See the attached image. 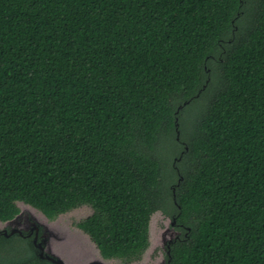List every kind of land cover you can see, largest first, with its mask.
Masks as SVG:
<instances>
[{
  "label": "trees",
  "instance_id": "trees-1",
  "mask_svg": "<svg viewBox=\"0 0 264 264\" xmlns=\"http://www.w3.org/2000/svg\"><path fill=\"white\" fill-rule=\"evenodd\" d=\"M17 202L89 207L104 260L160 211L169 264H264V0H0V222Z\"/></svg>",
  "mask_w": 264,
  "mask_h": 264
},
{
  "label": "rangeland",
  "instance_id": "rangeland-1",
  "mask_svg": "<svg viewBox=\"0 0 264 264\" xmlns=\"http://www.w3.org/2000/svg\"><path fill=\"white\" fill-rule=\"evenodd\" d=\"M193 113L194 111H191L186 114V131L188 129V122L191 120ZM167 153L170 155L169 151H164V154L167 155ZM16 206L19 209L21 221L23 223L26 220H28L29 223H33V220H35L47 228L45 231V237H47L48 240L45 246L46 252L50 250V252L57 255V250L65 247L69 256L68 259L73 264H88L93 261L99 262L100 264H125L119 260L102 259L98 254L97 248L90 241L88 236L75 226L76 223L90 216L91 209L89 207L82 206L59 215L54 220L45 221L42 217L43 215L30 206L21 202H17ZM171 222V219L164 216L160 211L155 212L149 220L148 247L138 261L129 264H165L166 248L164 243L168 240H172L177 235ZM4 227L5 224L0 222V230ZM6 228L8 233H10L12 226ZM14 228L23 230V228L19 226H15ZM42 234H44V230L41 232V235ZM29 242L31 243V240H29ZM33 251L35 253V250Z\"/></svg>",
  "mask_w": 264,
  "mask_h": 264
},
{
  "label": "flooded vegetation",
  "instance_id": "flooded-vegetation-1",
  "mask_svg": "<svg viewBox=\"0 0 264 264\" xmlns=\"http://www.w3.org/2000/svg\"><path fill=\"white\" fill-rule=\"evenodd\" d=\"M33 220V219H32ZM3 223V222H1ZM15 226H19L21 228H23V230L21 229V235L15 233L13 235H10V236H7L9 235L8 233V230L6 227H9V225H12L11 223H8L5 225V227L0 230V238H10V237H13V236H17V237H20V238H23V239H28V240H31V243L33 244V240L35 238H37V243L41 242L42 240H45V246L47 245L48 243V240H47V237H45V231L47 230V228H45V226L43 224H41L40 222L38 221H35L33 220V223H29L28 220L24 221V223L21 221V217H18L14 220V223ZM175 225H173V229L175 230ZM44 230V234L41 235V232H43ZM177 232V235L171 240V243L175 240L178 239V236H179V233L178 231ZM165 242V241H164ZM171 243L169 244V247L171 245ZM168 242L164 243L165 245V248H166V261H165V264H169L168 263V254H169V247H168ZM57 254H58V257L63 261V264H73L71 261H69L68 259V252L66 251V248H60L57 250ZM65 259V260H64ZM88 264H98V263H88Z\"/></svg>",
  "mask_w": 264,
  "mask_h": 264
},
{
  "label": "water",
  "instance_id": "water-1",
  "mask_svg": "<svg viewBox=\"0 0 264 264\" xmlns=\"http://www.w3.org/2000/svg\"><path fill=\"white\" fill-rule=\"evenodd\" d=\"M186 104V103H185ZM184 104V105H185ZM181 107H179L178 109H180ZM28 206V205H27ZM32 208V207H31ZM34 209V208H33ZM32 209V210H33ZM36 210V209H35ZM34 211V210H33ZM38 211V210H37ZM42 216V215H41ZM18 217H21L20 216V213L18 214V215H16L13 219H11V220H9V221H6V222H3L5 225L6 224H8V223H11L12 225H9V226H12V229H11V231H10V233H9V235H7V236H10V235H13V234H15V233H17V234H19V235H21L22 233H21V231H20V229H16V228H14L15 227V224H13L14 223V220L16 219V218H18ZM43 218H44V220L45 221H50V220H48L44 215L42 216ZM172 221V220H171ZM175 223H174V221H172L171 222V225L173 226ZM168 242V247H169V244L171 243V240H168L167 241ZM33 247H34V250H35V254H36V256L39 258V259H41V260H45V261H47V262H50L51 264H63V261L58 257V254L56 255V254H54V253H52V252H50V250H49V252H46V248H45V240H42L41 242H39V243H37V238H35L34 240H33ZM65 248V247H64ZM98 254H99V252H98ZM100 255V254H99ZM101 257V256H100ZM98 263V264H100L99 262H96V261H93V262H91V263Z\"/></svg>",
  "mask_w": 264,
  "mask_h": 264
}]
</instances>
